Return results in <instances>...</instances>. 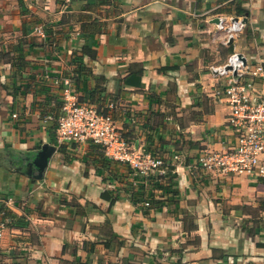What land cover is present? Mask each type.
Here are the masks:
<instances>
[{
    "label": "crops",
    "instance_id": "0c3cea01",
    "mask_svg": "<svg viewBox=\"0 0 264 264\" xmlns=\"http://www.w3.org/2000/svg\"><path fill=\"white\" fill-rule=\"evenodd\" d=\"M219 16L246 19L232 43ZM234 51L264 65V0H0V205L26 218L0 238V264H174L187 243L181 264H264V179L197 165L233 139L213 97L224 80L207 67ZM67 77L163 157L172 182L156 186L101 146L60 145ZM45 143L56 150L36 178L27 158Z\"/></svg>",
    "mask_w": 264,
    "mask_h": 264
},
{
    "label": "built area",
    "instance_id": "2783aa9c",
    "mask_svg": "<svg viewBox=\"0 0 264 264\" xmlns=\"http://www.w3.org/2000/svg\"><path fill=\"white\" fill-rule=\"evenodd\" d=\"M246 25L243 17L219 16L216 33L223 35L224 43H229ZM207 71L212 78L224 80L214 90L213 97L224 101L229 108L226 125L233 139L224 150H205L198 157V167L213 175L264 178V65L250 64L245 55L234 51L224 62L209 65ZM62 85L64 103L57 120L60 145L95 143L110 159L128 164L137 175L166 173V160L140 151L135 143L127 141L111 113L81 102L71 78L63 79ZM113 106L111 103L110 107ZM6 229L7 224L0 219V238Z\"/></svg>",
    "mask_w": 264,
    "mask_h": 264
},
{
    "label": "trees",
    "instance_id": "16d2710c",
    "mask_svg": "<svg viewBox=\"0 0 264 264\" xmlns=\"http://www.w3.org/2000/svg\"><path fill=\"white\" fill-rule=\"evenodd\" d=\"M22 2V1H21ZM87 53L92 56V57H95L96 56V51L90 47V46H87ZM86 53V50H83V54ZM100 92H104L105 91V88L104 87H101L99 89ZM96 91L93 92V94H95ZM63 102H61V104L59 105L56 113L53 115V117L55 118V123L56 125L58 126V118L61 116V112H62V107H63ZM100 109H104L103 107H100ZM123 133V132H122ZM124 135V133H123ZM124 137L126 138V136L124 135ZM127 141L131 142L129 139L126 138ZM90 145H97V146H100L98 144H95V143H91ZM102 148V147H101ZM154 155V154H153ZM107 156V155H106ZM157 157H159L158 155H156ZM108 157V156H107ZM108 159H110L108 157ZM114 162H118V163H122L121 161H118V160H113V159H110ZM131 171V170H130ZM134 171V170H133ZM141 176V175H140ZM153 177L151 178L152 181H154L155 185L156 186H161L162 183H158V180H163V179H166V182H172V180L174 179V173L172 171V168L170 167V165L167 166V171L165 174H155V175H152ZM143 177V176H142ZM149 177V176H148ZM150 178V177H149ZM264 179V178H263ZM141 188H144V187H141ZM0 219L3 220L6 224H7V227H11V228H14V227H23V223L24 222V219H26L24 217L23 219V216H19L15 213V211H13L12 209H10L8 206H6V204H2L0 205ZM197 225L194 226V228L196 227ZM195 240H196V243L199 244L200 243V238L198 237V235L195 236ZM188 243L185 244L184 246H182L181 248L179 249H173L171 250V253H175L176 255V259L174 261V264H181L183 262V259H184V252H185V249L188 247Z\"/></svg>",
    "mask_w": 264,
    "mask_h": 264
},
{
    "label": "water",
    "instance_id": "95a60500",
    "mask_svg": "<svg viewBox=\"0 0 264 264\" xmlns=\"http://www.w3.org/2000/svg\"><path fill=\"white\" fill-rule=\"evenodd\" d=\"M238 18V17H236ZM219 18L215 19V22H218ZM244 21L246 22V19H244ZM233 42V39L230 40V43ZM56 150V146L55 145H50L48 143H45L42 148L32 157H28V167H30V174H32L34 172V167H37L39 170V174L35 175L36 178H42L43 177V173L46 169V167L48 166L50 159L54 153V151Z\"/></svg>",
    "mask_w": 264,
    "mask_h": 264
},
{
    "label": "rangeland",
    "instance_id": "374dc122",
    "mask_svg": "<svg viewBox=\"0 0 264 264\" xmlns=\"http://www.w3.org/2000/svg\"><path fill=\"white\" fill-rule=\"evenodd\" d=\"M59 81V80H58Z\"/></svg>",
    "mask_w": 264,
    "mask_h": 264
}]
</instances>
